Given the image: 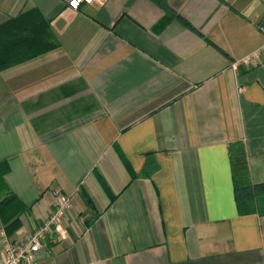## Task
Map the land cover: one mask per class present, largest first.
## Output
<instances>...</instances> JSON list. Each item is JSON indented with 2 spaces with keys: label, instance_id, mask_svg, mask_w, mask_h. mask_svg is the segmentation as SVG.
Here are the masks:
<instances>
[{
  "label": "crops",
  "instance_id": "1",
  "mask_svg": "<svg viewBox=\"0 0 264 264\" xmlns=\"http://www.w3.org/2000/svg\"><path fill=\"white\" fill-rule=\"evenodd\" d=\"M31 12L55 45L0 68V199L18 203L0 231L11 208L40 225L60 189L67 235L40 264H264V53L233 65L264 43V0H0V26Z\"/></svg>",
  "mask_w": 264,
  "mask_h": 264
},
{
  "label": "trees",
  "instance_id": "2",
  "mask_svg": "<svg viewBox=\"0 0 264 264\" xmlns=\"http://www.w3.org/2000/svg\"><path fill=\"white\" fill-rule=\"evenodd\" d=\"M185 23L187 24V22ZM47 25L46 20L39 17L37 13L31 12L30 14L10 19L7 23L0 26V68L52 48L55 45L52 39L41 44L42 33H47ZM49 36L51 37V33H49ZM228 150L234 189L236 194H239L240 190H246L250 186L244 145L241 141H234L229 143ZM6 170L7 167L4 164H0V197L7 189L3 179ZM150 172L151 170L147 164L145 173L149 174ZM16 199L14 194L0 199V209L3 210L9 205L14 206L13 204L17 203L15 202ZM11 209H13V212H11L13 218L4 227L7 235L10 234L9 231L18 230L20 227L17 216L18 211L14 208ZM238 209L241 213L252 210L248 203L240 201V198Z\"/></svg>",
  "mask_w": 264,
  "mask_h": 264
},
{
  "label": "built area",
  "instance_id": "3",
  "mask_svg": "<svg viewBox=\"0 0 264 264\" xmlns=\"http://www.w3.org/2000/svg\"><path fill=\"white\" fill-rule=\"evenodd\" d=\"M94 0H67V4L77 9L81 4H89ZM259 30L264 34V24L259 25ZM264 53V43L247 55L236 60L233 65L243 64L251 66L258 61ZM55 196L54 208L49 212L47 218L35 226L31 231H16L15 238H10L0 231V264H40L39 254L45 250L46 236L53 234L65 239L67 235L66 216L72 208L71 197L60 189L53 191Z\"/></svg>",
  "mask_w": 264,
  "mask_h": 264
}]
</instances>
